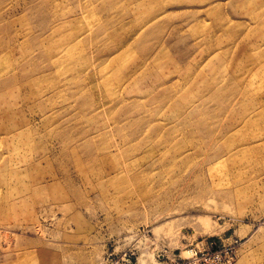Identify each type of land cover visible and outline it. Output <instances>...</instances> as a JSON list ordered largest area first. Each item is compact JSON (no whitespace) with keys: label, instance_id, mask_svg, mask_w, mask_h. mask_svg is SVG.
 <instances>
[{"label":"rangeland","instance_id":"rangeland-1","mask_svg":"<svg viewBox=\"0 0 264 264\" xmlns=\"http://www.w3.org/2000/svg\"><path fill=\"white\" fill-rule=\"evenodd\" d=\"M264 264V0H0V264Z\"/></svg>","mask_w":264,"mask_h":264},{"label":"built area","instance_id":"built-area-1","mask_svg":"<svg viewBox=\"0 0 264 264\" xmlns=\"http://www.w3.org/2000/svg\"><path fill=\"white\" fill-rule=\"evenodd\" d=\"M208 248L203 250L191 251L189 256L181 258L178 264H224L226 255L224 252L217 250L215 244H209Z\"/></svg>","mask_w":264,"mask_h":264}]
</instances>
